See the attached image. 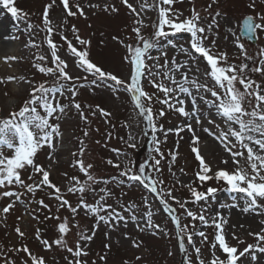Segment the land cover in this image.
Here are the masks:
<instances>
[{
    "label": "rangeland",
    "instance_id": "1",
    "mask_svg": "<svg viewBox=\"0 0 264 264\" xmlns=\"http://www.w3.org/2000/svg\"><path fill=\"white\" fill-rule=\"evenodd\" d=\"M142 2L143 0H129V3H132L138 12H141L140 4ZM211 2L212 0H175L171 7L173 12L181 14L180 20L189 17L193 7L200 12L202 22H210L209 11L214 14L216 10H219L222 14H226V20H220L219 29H214L212 33L208 34L209 40H216L214 50L226 52L229 63L236 65L247 63L249 65L248 76L264 86V79L260 77L259 73L251 71L252 67L259 66L260 56L257 53L258 50L264 49V31L258 33L256 42L241 41L245 43L251 57L247 60L243 59L240 50L234 46V37L228 31L229 28H232L238 34L237 25L243 17L249 14L255 16L258 12H264V3L257 0L256 7L250 8L248 5L251 0H219L218 4H213L212 9L208 10V5ZM50 3L52 0H14V6L20 9L22 13L27 14V18L21 21L13 18L11 13L3 5H0V116H7L9 112L18 110L23 102L29 98L32 85L26 81L38 84L45 80L51 82L54 79L50 75L39 73L34 67L35 64L41 63L37 60L39 55L48 57L43 62L44 66H52L50 49L45 41L46 32L42 24L45 7ZM69 3L70 6L79 3L83 8L84 15L81 16L77 13L74 17H67L61 0H55V4L49 9V18L56 29L52 38L60 46L58 54L68 62L69 74L73 77L85 75L73 63L71 55L66 51V42L61 39V36H66L74 46L80 47L72 33V26L74 25L81 38L91 41L88 51L92 62L103 70L127 80L129 64L123 59L126 55V49L114 37H118L124 44L135 43V34L132 31L135 19L133 14L121 0H69ZM148 3L152 4L153 0H148ZM95 5H99V7H95ZM105 5H114L119 11H105ZM72 11L77 10L72 7ZM141 18L145 25L142 27V34L151 36L154 31L153 24L158 21L157 9L146 8L141 12ZM29 23L34 27L27 30ZM217 32L218 36L216 35ZM170 39L174 40L177 45L176 48L167 45L165 42L164 48L153 50L152 55L160 56L162 51H166L169 61L173 58L180 62L187 59L179 52V45L188 46V34H177ZM32 41L39 47H33ZM5 57H16L17 59L5 62ZM155 62L164 64L165 60L161 58ZM148 63L152 64L154 61L150 60ZM205 67V61L201 59L199 62L200 71L203 72ZM195 69V64L188 69L190 78L197 76ZM8 77H15V80L8 81ZM91 79L92 77L89 76L87 81L81 80L79 82L86 86L80 88L79 95L75 97V101L81 103L88 120H82L76 110L71 107L68 94L61 97L60 102L69 105L60 120L62 137L56 141L54 151H50L47 147L39 151L36 162L50 172L52 183L60 187L64 197L75 206L79 200V193H68L66 186H71L70 179L73 176L78 177L81 182L86 180V176L75 166V160L79 157L73 156V153L79 152L80 141L84 140L86 147L83 160L85 164L93 165L90 172L97 180L101 181L91 185L95 188V192H85L86 202L95 203L99 199V195L102 194L100 189L107 188L111 195L106 198V202L125 217H129L131 213L127 209L132 206H135L134 211L137 216L148 210L142 200V197H147L154 213V223L159 224L165 231L156 234L150 230L142 232L136 227V222L131 219H128L126 226L121 222L115 228H109L101 223L100 227L95 229V236L92 241L87 245H81L88 252V256L82 259H85L87 264H126V262L127 264H187V258L178 248L174 224L159 199H155L154 194L136 182L131 184L120 183L121 172L124 166L129 164V161L135 170L138 169L139 165L153 158L161 159L158 173L152 171L151 168H148L147 171L153 177L162 179L165 190L172 189V194L178 199L191 201L188 189L183 187V185L196 180L195 173L199 170L198 161L191 151V135L187 130L181 132L179 136L175 132H168L167 139H164V132L167 129L182 127L186 118L167 109L164 117L157 116L158 125L163 126V130L156 133L157 138L161 141L159 144L160 151L164 154L161 158L154 152L155 145L152 141V133L147 128L143 118L139 116L138 111L134 110L130 96L123 91L114 93L107 88L95 87L89 83ZM177 79H179V74ZM199 79L205 82L203 76H199ZM206 82L211 86L210 81ZM143 86L150 94L154 93L155 96L163 99V94L157 92L148 80L143 81ZM237 87L241 86L237 85ZM241 90L243 89L241 88ZM190 100L191 97H186V101ZM97 105L111 115L109 117L101 115L96 110ZM88 106H91V109ZM162 107L166 108L154 97L153 112L157 113ZM191 107L190 103H186V110H190ZM200 108L204 111V115L200 117L201 123L196 124L195 120L188 122L193 123L195 131L200 137L199 149L201 154L205 157L206 162L211 165L213 172L221 168H227L229 171L234 170L235 165L232 158L223 149L220 142L215 139V136L210 134H218L217 124L224 128L222 120L214 114L209 115L207 106L203 103H200ZM92 111H96V114L92 115ZM209 120L215 121V123L210 124ZM204 129L210 131L206 132ZM85 130L88 131L87 137L84 136ZM129 136L132 137L131 140H129ZM131 144H135V148L131 147ZM116 150H119V154ZM173 152L178 153L175 161H171L170 153ZM109 160L113 161V164L120 163L121 167L118 169L108 164ZM223 160H227L228 163H222ZM240 162L245 164L244 160ZM30 175H32V171L28 169L22 173V179L26 183H32L33 180L29 179ZM33 179L38 181L40 177L37 174ZM103 181L108 182L105 184ZM192 186L198 187L200 191H205L209 186L219 189L226 187L223 182L217 183L215 180L205 183L202 187H199L197 181ZM10 190L22 195L21 201L16 202L8 214L0 211V250L7 251L13 247H21L27 244L29 250L33 254L43 257L46 264H68V261L73 259L72 254L58 246L46 250L36 237L37 230H40V239H48L49 242H52L59 238L57 225L64 217H68L71 231L65 239L68 246L74 248V241L77 239L78 232L75 225L78 223L80 229H85L90 234L95 218L91 215L86 216L83 210L75 219L72 218L67 209L61 208L57 211L58 202L52 197V190L48 188L37 190L35 193H28L24 188L13 185L10 186ZM234 196H239V194L221 190L207 202H189L187 208L199 212L206 205V216L220 212L227 220L224 225V233L228 243L242 251L247 244L256 243L255 238L249 233L261 231V228L264 227V224H261V221H264V215L245 213L240 208H221V205L233 203ZM41 199L49 205L50 211L41 207L39 204ZM13 200L14 198L0 199V210ZM169 203L176 209V214L181 216L182 224L191 223V218L186 217L183 210L179 209L174 201L170 200ZM55 216H59L61 220L46 219V217ZM17 226L25 233L23 239H20L15 232ZM196 230H203L208 236V242L203 245H201L198 236L194 237V241L195 247H201L202 259H204L205 264H209L212 259L211 242L214 240L215 230L212 227L205 228L199 221L196 222ZM233 234L243 240L244 243H238L237 239H233ZM133 241L138 243L140 247H134ZM105 245H110V247L106 248ZM169 252L173 254L169 255ZM216 255L224 258L219 249L216 250ZM9 256L16 259L17 264H21L22 260L29 259L23 252H9ZM101 257H105V259L102 260ZM138 257L139 259H137ZM257 257V261H252L250 255H246L241 258L238 264H264V255L257 253ZM188 258L193 261V264H196L193 247L188 248ZM29 264H31L30 260Z\"/></svg>",
    "mask_w": 264,
    "mask_h": 264
},
{
    "label": "snow or ice",
    "instance_id": "2",
    "mask_svg": "<svg viewBox=\"0 0 264 264\" xmlns=\"http://www.w3.org/2000/svg\"><path fill=\"white\" fill-rule=\"evenodd\" d=\"M127 9L133 14L134 26L132 28L135 34V43L124 44L118 37H114L118 42L124 45L126 55L123 59L129 64L128 79H121L117 75L103 70L96 63L92 62L89 56L88 47L91 44L90 40L81 38L78 29L72 26V33L77 44L74 46L72 41L66 36H61L63 42H66L67 53L71 55L75 66L81 70L85 75L73 77L69 74L68 62L62 59L58 54L59 45L53 41V33L56 31L52 21L49 18V9L55 4L46 5L42 24L46 32L45 41L50 49V57L52 66H44L43 62L48 59L45 55H39L37 63L34 67L39 73L50 75L54 79L49 82L32 84L31 81H26L31 84L29 98L23 102V105L18 110L9 112L7 116H0V199L14 198L2 208L4 214H8L14 207V204L21 201V193L10 190V186L17 185L24 188L28 193H35L37 190L48 188L51 189L52 197L58 202L57 211L61 208L67 209L73 219H75L81 210L85 215H91L95 218L93 230L89 234L87 230L80 229L77 223V239L74 241L75 247H69L65 239L67 234L71 231L69 227V218L64 217L57 225L59 238L49 242L48 239H40V230H37L36 237L46 250H51L53 246H58L65 249L72 254L73 259L68 261V264H87L83 257L88 256L85 247L81 245L89 244L95 236V229H98L103 223L109 228H115L118 224L123 222L127 225L128 219L136 222V227L140 231H152L153 234L165 231L159 224L153 221V211L148 202L147 197H142L144 204L148 210L140 216L135 214V206L127 209L131 213L129 217H125L120 211L113 208L111 204L106 202V198L111 195L107 188H101L99 199L95 203H88L84 198L86 191L95 192V188L91 187L93 184H98L101 181L94 177L90 169L92 164H85L83 156L85 153V142L80 141L81 147L78 153H73V156L79 158L75 160V166L79 171L86 176V180L81 182L78 177L73 176L70 179V185L67 187V192L76 194L79 193V200L73 206L69 200L64 197L61 188L50 180V172L46 170L43 165L36 162V157L39 151L47 147L50 151H54L56 141L62 137L60 131V120L62 115L66 112L69 105L62 104L60 98L68 94L70 98V105L80 115L82 120L87 121L88 117L82 108L81 103L75 101V97L79 95V89L86 85L79 83L81 80L92 79L89 83L95 87H103L110 89L114 93L121 91L130 96L131 103L134 105V110L138 111L139 116L146 122V126L152 133V141L155 145L154 152L161 158L164 154L160 151L159 144L161 141L157 138L156 133L163 130L162 125H158V117L166 115V109L171 110L180 116L186 118L182 127L170 128L164 132V139H167L168 132H175L176 135L187 130L191 135V151L198 161L199 170L196 171V180L186 187L190 193L191 201H181L172 194V189L165 190L164 181L159 177H153L147 171L151 168L154 172L160 171L161 159H155L139 165L138 169H133L131 161L124 166L121 172V184L133 182L138 183L146 190L154 194L155 199L163 204L164 210L169 214L171 222L174 224V233L178 241L179 250L184 253L187 258V264H193L188 258V248H194L196 256V264H205L202 259L201 247H195L194 237L200 238L201 245L208 242V236L203 230H196V222L199 221L205 228L212 227L215 230L214 240L211 242L212 259L209 264H238L242 257L250 255L252 261H257V253L264 255V227L260 232L249 233L252 235L256 243L247 244L242 251L237 247L228 243L225 233L224 225L227 220L220 212L214 215L206 216L207 206L205 205L199 212L187 208L189 202L200 203L207 202L210 198H214L218 191H228L230 193L239 194L233 197V203L221 205V208H240L245 213H255L264 215V86L256 80L248 76L247 70L249 65L241 63L236 65L229 63V57L226 52L215 51L216 40H209V33L214 29H219L220 20H226V14L216 10L214 14L209 11L211 16L210 22H202V17L199 11L193 7L192 14L183 20L179 19L180 13L173 12L172 5L175 0H153L152 4L148 0H143L140 4L141 12L146 8H156L158 11V21L153 24L154 31L151 36L142 34V27H144V20L141 18V12H138L136 7L129 0H121ZM219 0H212L208 5V10L212 9L213 4H218ZM257 0H251L250 8L256 7ZM264 3V0H260ZM63 9L67 17H74L79 13L83 16L84 11L79 3L70 6L69 0H61ZM0 5L11 13L12 17L17 21L27 18L26 13H22L20 9L14 6V0H0ZM75 7L77 11H72ZM99 7V5H95ZM105 11L117 12L119 11L114 5H105ZM239 33L229 28V33L233 35L235 40V47L240 50L244 60L250 59L249 52L246 49L245 43L241 42L247 40L252 42L258 38V33L264 31V12H258L255 16L246 15L237 25ZM32 24L27 25V30L32 29ZM167 29V30H166ZM188 34V46L179 45V52L187 57L180 62L173 58L171 61L167 59V52L162 51L160 56H153V50L163 49L165 42L176 48L173 39L177 34ZM218 36V32L216 33ZM33 47H39L32 41ZM260 56L259 66L252 67L253 73H259L260 77L264 79V49L258 50ZM164 58V64H159V59ZM5 62L15 60L16 57H5ZM203 59L206 67L203 72L199 69V62ZM154 61L149 64L148 61ZM196 65L197 76L190 78L188 69L191 65ZM179 74V79L177 75ZM199 76L204 77L202 82ZM8 81L15 80V77H8ZM148 80L149 84L163 94V99H160L155 94H150L144 89L143 81ZM206 81L211 82V86ZM240 85L241 87H237ZM241 88L243 90H241ZM211 97L210 99L208 97ZM154 97L162 107L157 113L153 112L152 102ZM185 97V98H182ZM186 97H191L190 101H186ZM186 103L191 104V109L186 110ZM200 103L207 106L209 115H216L219 117L224 125H216L219 130L217 133H210L215 136L223 149L232 158L235 165L234 170L229 171L227 168H221L213 172L211 165H209L205 157L201 154L199 149L200 137L197 135L193 123L189 120H195L196 124H200V117L204 115V111L200 108ZM91 109V106H88ZM101 115L109 117L111 113L96 106ZM96 111H92L95 115ZM210 124L215 121L209 120ZM226 129V130H225ZM209 132V129H204ZM84 136H88V131H84ZM132 137L129 136V140ZM135 148V144H131ZM119 154V150H116ZM246 153V155H245ZM171 161H175L178 153H170ZM241 160L245 164H241ZM116 168H120V163L113 164V161L107 162ZM222 163L227 164V160ZM31 169L32 183H26L22 179V173ZM183 171V170H181ZM39 175L40 179L34 180L33 177ZM215 180L217 183L223 182L225 188L219 189L217 187L209 186L205 191H200L198 187H193L192 184L199 182V187L205 183ZM108 181H103L107 184ZM167 197V198H166ZM174 201L179 209L183 210L186 217L191 218L190 224H182L181 216L176 214V209L169 203ZM241 203L243 207L241 208ZM42 208L51 210L49 205L43 199L39 201ZM53 218L61 220L59 216L46 217V219ZM143 224V226H141ZM264 224V221H261ZM20 239L25 237V233L21 231L20 227L15 228ZM233 239H237L238 243H244L233 234ZM133 246L139 248L140 245L133 241ZM110 247V245H105ZM219 249L221 256L216 255V250ZM11 253L23 252L29 259L21 261V264H46L43 257L33 254L27 244L21 247H13L7 251L0 250V264H17L16 259L9 256ZM169 252V255H172ZM105 259V257H101ZM139 259V257L137 258ZM127 264V262H126Z\"/></svg>",
    "mask_w": 264,
    "mask_h": 264
},
{
    "label": "water",
    "instance_id": "3",
    "mask_svg": "<svg viewBox=\"0 0 264 264\" xmlns=\"http://www.w3.org/2000/svg\"><path fill=\"white\" fill-rule=\"evenodd\" d=\"M256 40H257V38H256V39H254L252 42H256Z\"/></svg>",
    "mask_w": 264,
    "mask_h": 264
}]
</instances>
